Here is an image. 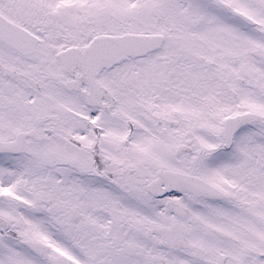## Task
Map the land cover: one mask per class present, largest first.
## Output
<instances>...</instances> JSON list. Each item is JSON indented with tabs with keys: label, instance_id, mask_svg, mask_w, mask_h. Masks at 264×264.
I'll list each match as a JSON object with an SVG mask.
<instances>
[{
	"label": "snow or ice",
	"instance_id": "1",
	"mask_svg": "<svg viewBox=\"0 0 264 264\" xmlns=\"http://www.w3.org/2000/svg\"><path fill=\"white\" fill-rule=\"evenodd\" d=\"M0 264H264V0H0Z\"/></svg>",
	"mask_w": 264,
	"mask_h": 264
}]
</instances>
